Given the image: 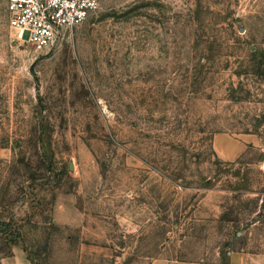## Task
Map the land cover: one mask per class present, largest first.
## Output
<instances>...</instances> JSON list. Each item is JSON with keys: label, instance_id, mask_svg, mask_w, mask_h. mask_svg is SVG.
<instances>
[{"label": "rangeland", "instance_id": "obj_1", "mask_svg": "<svg viewBox=\"0 0 264 264\" xmlns=\"http://www.w3.org/2000/svg\"><path fill=\"white\" fill-rule=\"evenodd\" d=\"M219 132L259 149L219 161ZM230 249L264 250V0H102L52 49L0 0V264Z\"/></svg>", "mask_w": 264, "mask_h": 264}, {"label": "built area", "instance_id": "obj_2", "mask_svg": "<svg viewBox=\"0 0 264 264\" xmlns=\"http://www.w3.org/2000/svg\"><path fill=\"white\" fill-rule=\"evenodd\" d=\"M102 0H7L9 25L17 40L39 49L62 44Z\"/></svg>", "mask_w": 264, "mask_h": 264}, {"label": "crops", "instance_id": "obj_3", "mask_svg": "<svg viewBox=\"0 0 264 264\" xmlns=\"http://www.w3.org/2000/svg\"><path fill=\"white\" fill-rule=\"evenodd\" d=\"M260 139L255 134H233L219 132L213 137V148L219 161L232 163L240 159L247 151L259 149ZM63 198V199H62ZM58 207L57 221L62 224L76 225L82 221L83 214L76 207L74 197L63 196ZM62 203V204H61ZM12 264H29L23 254L11 259ZM151 264H264V250L230 249L213 259H177L158 258Z\"/></svg>", "mask_w": 264, "mask_h": 264}]
</instances>
